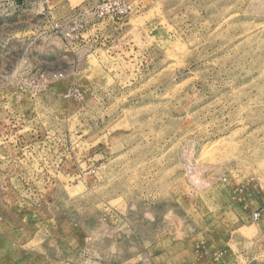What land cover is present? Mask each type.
Masks as SVG:
<instances>
[{"label":"rangeland","instance_id":"obj_1","mask_svg":"<svg viewBox=\"0 0 264 264\" xmlns=\"http://www.w3.org/2000/svg\"><path fill=\"white\" fill-rule=\"evenodd\" d=\"M101 1L0 0V264H264V0Z\"/></svg>","mask_w":264,"mask_h":264},{"label":"built area","instance_id":"obj_2","mask_svg":"<svg viewBox=\"0 0 264 264\" xmlns=\"http://www.w3.org/2000/svg\"><path fill=\"white\" fill-rule=\"evenodd\" d=\"M90 12L95 18L99 20H102L106 17L120 19L126 17L132 12V6L126 0H102L100 3L94 6ZM79 28H83V19ZM258 219L259 214L254 213L252 215V220L257 221Z\"/></svg>","mask_w":264,"mask_h":264}]
</instances>
